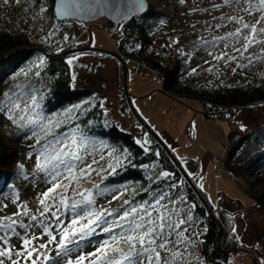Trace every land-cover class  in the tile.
<instances>
[{
    "label": "trees",
    "instance_id": "obj_1",
    "mask_svg": "<svg viewBox=\"0 0 264 264\" xmlns=\"http://www.w3.org/2000/svg\"><path fill=\"white\" fill-rule=\"evenodd\" d=\"M53 3L54 0L19 2L8 0L7 3L0 0V104L2 90L6 86L10 89L9 93L13 94L17 86L22 84L35 93L39 99L38 110L44 116L62 115L67 109H74V106L80 105L81 108L74 112L75 118L55 131L66 132L78 125V137L100 140L104 146L107 145L104 147V153L100 154L98 151L94 157L101 162V167L106 169L97 175V185L102 188L101 190L107 188V191L103 192L107 197L101 199L104 195H98L97 197L101 198L94 207L109 211L119 209L125 199L139 204L144 200H150L156 190L167 191L169 184L182 180L183 183H180L177 189L170 191V196L177 201L181 196L185 198V203L178 205L181 208L196 205L192 209L193 221L190 224L197 230L191 231L190 227L186 233L194 241L189 246L191 264H229L232 254L235 253L233 250L244 247L237 239L233 214L219 208V205L209 203L206 193L197 185L199 176L187 173L161 137L150 129L144 120L139 119V115L130 106L124 89L117 98L119 110L133 122V125L140 128L138 138L132 132L120 129L109 119H104L102 103L105 95L87 85L77 84L73 80L71 65L67 61L84 53H94L120 62L124 59L131 60L145 68L148 73L149 71L161 73L162 78L158 82L161 91L169 97L196 101L205 107L206 118L226 121L233 120L241 111H264V74L248 77L244 82L236 81L233 84H208L186 78L189 64L183 60L184 56L156 53L151 49L160 42L157 35L166 30L169 17L150 5H147L142 13L115 27L119 34V41L116 42L118 50L93 48L90 40L76 42L72 39L62 45L50 43L49 35L45 36L42 30L47 29L51 22L57 21L53 15ZM41 8L45 11L41 12ZM57 22H70L84 28V22L73 20ZM130 44L135 45V48H130ZM41 57L44 59L43 64L40 63ZM27 130L7 136L0 132V194L15 188L20 180H25L29 176L23 154L11 143V140L19 139ZM235 134L239 135V138L224 154V170L228 174L236 175L255 171L257 166L264 162V123L250 131H235ZM7 137L10 140H7ZM138 140L141 143L148 141L145 145L149 149L147 152L137 143ZM112 149H116V154L122 157V163L118 167L113 161V166L116 167L114 174L107 170V162L112 159L107 153ZM157 152L160 153L159 156L156 155ZM125 154L127 158L123 159ZM101 155L105 157L104 160H100ZM164 171L175 173V176L161 179L158 183L149 180V177L155 179L154 174L158 175ZM93 189L100 194L97 189ZM145 189L149 191L145 192ZM121 192L123 195L120 200H113V196ZM72 196L67 198L70 200ZM207 205L221 226V234L208 218ZM253 206L264 212V189L253 197ZM60 215L61 219L68 218L69 215L66 225L72 218V214L63 209ZM53 221L51 218L50 222L53 225L51 229L58 240L60 229ZM199 221H202L200 227L197 225ZM18 224L16 231L24 230ZM39 229L42 232L40 227ZM97 233L80 241L78 248L75 245L72 247L79 250L89 246V253L94 252L100 242L107 239L106 234H99V229ZM14 237L18 238L21 245V239L18 236ZM219 242L222 249L218 245ZM47 255L55 258L52 264L59 261L66 264V261L63 262L65 257H56L55 244L52 252ZM37 264L48 262L42 261L41 258ZM257 264H261V261L257 260Z\"/></svg>",
    "mask_w": 264,
    "mask_h": 264
},
{
    "label": "rangeland",
    "instance_id": "obj_2",
    "mask_svg": "<svg viewBox=\"0 0 264 264\" xmlns=\"http://www.w3.org/2000/svg\"><path fill=\"white\" fill-rule=\"evenodd\" d=\"M148 5L169 17L166 30L157 35L160 42L152 46L151 49L156 53L184 56L183 60L189 64L186 78L208 84H233L236 81L244 82L248 77L264 74V43L254 44L248 52L244 53L243 57L233 51L234 47H241V44L235 39L229 38L227 41L218 42L214 47L204 44V41H212L213 37L226 36L227 33L234 32L237 27H240L236 23L219 19L221 16L241 15L244 16L245 21L251 20V17L237 11L238 5H224L223 0H184V3H181L180 0H149ZM214 5H221V7L215 8ZM105 23L104 18H98L94 21L84 22L83 28L70 22L58 23L54 21L42 31L45 36L53 33L51 36L49 35L50 43L62 45L72 39H75L76 42L90 40L93 48L106 51L118 50L114 41H117L119 34L116 28L104 27ZM217 24H220L221 27L217 28ZM64 36L68 37L67 41L64 40ZM226 43L227 47H225ZM129 47L135 48V45L130 44ZM224 52H227L229 56H235L236 59L227 61L226 58L221 60L213 58ZM74 57L76 58L70 65L77 84L87 85L105 95L102 103L104 119H109L120 129L130 131L138 138L140 128L133 125V122L119 110L117 98L124 89L128 94L130 106L133 107L141 120H145L150 125L149 120H152L156 126L160 124L161 120L163 128L167 131L169 144L177 149V153L173 151L174 155L180 160L186 172L194 171L196 172L194 175L199 176L202 168H208L207 171L201 172L202 178H197V185L206 193L211 205H219V208L226 209L233 214L235 232L240 243L244 246L240 249L249 251L248 253L236 251L232 254L229 264H253V258L264 264V212L253 206V197L264 189V162L259 164L255 171L237 175L228 174L222 164H219L221 157H224L225 152L235 139V131L246 132L261 126L264 123V111H241L231 121L209 119L204 116L206 111L204 106L193 100H178L169 97L161 91V86L152 72L149 71V75L152 77L146 73H140V71L146 72L145 68H141L131 60L124 59L123 62H120L94 53H84ZM238 65H243V67H238ZM145 83L151 85L150 93L144 94ZM21 85L17 86V90L13 94L9 93L10 89L7 86L2 90L1 104H7L6 93L15 96L20 104V108L13 111H9L6 106L0 107V132L5 136L11 133L18 134L20 131L28 129L21 125L26 123L31 114L21 111V109H25L26 105L31 103L30 98L35 93H32L28 89L29 87ZM180 106L189 108L195 116L193 129L201 139L200 147L191 148L196 146L195 144L191 145L189 150L184 147H188L187 139L189 143L194 139L192 134L187 131L189 126L183 125L184 122H181L180 114L174 118L175 112ZM36 111L40 112L38 109ZM9 116L14 119H9ZM21 117H25V119L21 120ZM44 117L52 120L64 119L63 115L58 114ZM149 124L148 126H150ZM149 128L154 130L151 126ZM182 128H184L183 132ZM77 139L79 140L80 137L77 136ZM7 140L10 138L7 137ZM88 141L92 143L90 146L86 145L87 153H84V158L85 162L91 163L98 151L100 154L104 153V143L94 139H88ZM11 143L23 154L29 176L25 180H20L15 188L0 194V220L8 222L4 218H11L16 220L17 224L32 223L34 226L27 230L29 237L35 235L40 238L33 239L32 244L28 247L39 248L41 243H47V235H44L36 223L30 220V216L23 214L13 216V214L18 210L22 213L26 207L30 215H36L38 220L45 224L51 223V218L48 215L40 216L41 206L39 204V200L44 199L41 194L52 186L49 182L51 177L37 166L38 150L45 140H41L40 144H37L36 138L32 137L31 131L28 129L19 139L11 140ZM30 153L31 155H29ZM101 166V162L92 165L95 169H99ZM199 166L201 171H199ZM97 179V174L93 173L89 179L81 181L79 188V191L84 189L93 191L94 206L101 198V196L97 197L98 195H104L101 199L107 197V194H98L93 189V185L97 184ZM63 183L67 184L68 181ZM74 190V188H68L67 191H64L62 188H57L55 194L57 198L60 196L71 197ZM221 194H226L227 197L222 198ZM67 216L68 218L62 219L65 225L69 220V215ZM213 216L216 223L209 218V215L208 218L216 225L219 234H221V226L216 216L214 214ZM53 222L56 225L55 221ZM197 225L200 227L202 221H199ZM24 230H18V233L25 235ZM190 230L196 231L197 229L191 227ZM50 231L52 235L56 236L52 229ZM0 235H4V233L0 232ZM54 244L49 245L47 249H39L41 258L52 252ZM5 246H10L14 250L21 247L18 238L14 236H11L7 245L0 242V247ZM89 250V246L74 250L68 257H65L63 262L67 259L75 261L76 257L81 254L86 255ZM15 258L21 259L20 257ZM90 259L92 258L85 260L84 264H89ZM5 264L8 262L6 261ZM21 264H31V261L21 260ZM56 264H62V261L56 262Z\"/></svg>",
    "mask_w": 264,
    "mask_h": 264
},
{
    "label": "snow or ice",
    "instance_id": "obj_3",
    "mask_svg": "<svg viewBox=\"0 0 264 264\" xmlns=\"http://www.w3.org/2000/svg\"><path fill=\"white\" fill-rule=\"evenodd\" d=\"M7 2L8 0H5V3ZM97 2H101V0H97ZM180 2L184 3V0H180ZM223 4L238 5L237 11L251 17V20L245 21L244 16L241 15L221 16L219 19L236 23L240 27H237L234 32L227 33L226 36L213 37L212 41H204V44L214 47L216 43L232 38L241 44L240 48L234 47L233 51L243 57L244 53L248 52L254 44L264 43V0H223ZM136 5L139 6H134L132 11H140L143 7L142 4H139V0H136ZM214 7L219 8L221 5H214ZM80 10L78 0H56V16L58 18L78 15ZM43 11L45 9L41 8V12ZM115 12L122 19L129 15L128 11H121L119 8H116ZM216 27L219 28L221 25L217 24ZM52 34L49 33L50 36ZM64 40L67 41L68 37L64 36ZM227 46L226 43L225 47ZM209 54L211 55V53ZM75 58H69L67 62L71 64ZM213 58L215 60L226 58L227 61L236 59L235 56H229L227 52ZM40 63H44L43 57L40 58ZM238 67H243V65H238ZM73 80H75V76H73ZM5 96L7 97V104H0V107L6 106L9 111L20 108L15 96L7 93ZM30 100L31 103L26 105L25 109H21V111L30 113V118L21 126L31 131L37 144H40L41 140H45V143L38 150L37 166L51 177L49 182L52 186L41 194L44 199L39 200L40 216H51L60 229L59 239L57 240V237L52 235L51 223L45 224L38 220L36 215H30L28 209L24 207L22 213L18 210L13 216L21 214L30 216V220L42 229L44 235H47V243H41L39 248H29L28 246L32 244L33 239L40 238L35 235L29 237L27 233V230L34 225L32 223H19L18 226L25 229V235L20 236L16 231L17 221L4 218L8 222L0 220V232L4 233V235H0V242L7 245L11 236H18L22 243L20 249L17 250L10 246L0 247V264H5L6 261L8 264H21V260H30L31 264H37V261L41 259L39 249H47L49 245L54 243L56 257H68L74 250L72 245L78 248L80 241L97 235L98 229L99 234L107 235V239L101 241L94 252L86 255L81 254L75 258V261L67 259L66 264H84L88 258H92L89 260V264H191L189 246L194 241L186 233L191 227L192 209L196 205L181 208L178 205L184 204L185 198L181 196L177 201L170 196V191L177 189L183 181L169 184L167 191L156 190L152 193L150 200H144L139 204H134L125 199L119 209L109 211L95 208L93 191L90 189L79 191L82 180L89 179L93 173L99 175V173L106 171L104 167L99 169L92 167L93 164L99 163L96 159H92L91 163L85 162L86 145L90 146L92 142L82 136L79 140L77 139L78 125L68 132L57 133L55 131L74 119V112L79 110L81 106L76 105L74 109H67L62 114L64 116L62 120H52L36 111L40 106L36 95H32ZM9 119L14 118L9 116ZM24 119L25 117H21V120ZM49 137L51 138L49 139ZM137 143L141 144L145 152L149 150L145 147L148 143L147 140L143 143L138 140ZM121 151L124 152V150ZM107 155L112 158L107 162V170L114 174L116 167L122 163V157L116 154V149H112ZM156 155L159 156L160 153L157 152ZM126 158L127 155L125 154L123 159ZM104 159L105 157L101 155L100 160ZM41 161L43 162L41 163ZM113 161L116 167L113 166ZM154 176L155 179L149 177V180L158 183L161 179L174 177L175 173L164 171L158 175L154 174ZM65 180L68 181L67 184L63 183ZM57 188H62L64 191H67L68 188L75 190L69 200L64 196L57 198L55 194ZM93 188L97 189L100 194L107 191L106 189L101 190L97 184H94ZM144 191L148 192L149 189ZM122 195V192L114 195L113 200H120ZM125 205L127 207H124ZM53 208L55 211L52 210ZM62 209L72 214L67 225L61 219ZM54 259L47 254L42 257V261L48 262V264H52Z\"/></svg>",
    "mask_w": 264,
    "mask_h": 264
},
{
    "label": "water",
    "instance_id": "obj_4",
    "mask_svg": "<svg viewBox=\"0 0 264 264\" xmlns=\"http://www.w3.org/2000/svg\"><path fill=\"white\" fill-rule=\"evenodd\" d=\"M78 3L81 9L78 15L58 18L56 16V0H54L53 15H54L55 20L57 21L73 20L77 22H90L98 18H104L106 21L104 27L115 28L120 23H123L129 20L132 16L145 11L148 5L147 0H139V4H142L143 7L141 8L140 11H132L134 6H139V5H136V0H101V2H97V0H78ZM116 8H119L121 11H128L129 15L126 18H123V19L120 18L119 16L116 15V12H115ZM125 94L129 102L128 94L126 91H125ZM207 211H208L209 218L213 222L216 223L215 218L208 205H207ZM219 247L221 248L220 242H219ZM233 251L247 252V253L249 252L245 249H234ZM252 260H253V264H257V260L255 258H253Z\"/></svg>",
    "mask_w": 264,
    "mask_h": 264
},
{
    "label": "crops",
    "instance_id": "obj_5",
    "mask_svg": "<svg viewBox=\"0 0 264 264\" xmlns=\"http://www.w3.org/2000/svg\"><path fill=\"white\" fill-rule=\"evenodd\" d=\"M141 68H143V67H141ZM144 69V68H143ZM140 73H146L147 75H149V73H148V71H146V72H142V71H140ZM150 77H152L151 75H149ZM144 94H147V93H150V91H151V85L149 84V83H145V85H144ZM178 114H180V119H181V122L183 123L184 122V124L183 125H187V126H189L188 127V129H187V131L189 132V134H192L191 136H193V139L194 140H192V142H188V139H187V143H188V147H186V146H184L187 150H189L190 148V146L191 145H196V146H194V147H191V148H196L197 146L198 147H200L199 145H200V137L198 136V134L195 132V130L193 129V119L195 118V116L192 114V112H190V109L189 108H182L181 106H180V108H178V110H177V112H175V116H174V118L176 117V116H178ZM145 121V120H144ZM150 122H151V125L148 123V122H146V123H148L150 126H151V128H153L155 131H156V133L161 137V139L166 143V145L172 150V152L174 151L175 153H177L176 151H177V149H174L173 148V146H171L170 144H169V140H168V136H167V131L163 128L164 127V125H162L161 124V120L159 121L160 122V124H158V126H156V124H155V122H153L152 120H149ZM166 123L168 122V121H165ZM152 123H154V124H152ZM183 130H184V128H182V132H183ZM183 134V133H182ZM196 142V143H195ZM178 147V146H177ZM173 152V153H174ZM174 153V154H175ZM219 165V164H218ZM202 167V166H201ZM222 168V167H221ZM207 171L208 170V168L206 167L205 169H203L202 168V171ZM199 171H201L200 170V166H199ZM201 171V172H202ZM201 172H199V177L200 178H202V173ZM187 173H189V174H195L196 172H194V171H191V172H187ZM222 195V198L224 197V198H226L227 197V195L226 194H221ZM223 200V199H222Z\"/></svg>",
    "mask_w": 264,
    "mask_h": 264
},
{
    "label": "built area",
    "instance_id": "obj_6",
    "mask_svg": "<svg viewBox=\"0 0 264 264\" xmlns=\"http://www.w3.org/2000/svg\"><path fill=\"white\" fill-rule=\"evenodd\" d=\"M119 41V38L117 39V41H114V42H118ZM152 75H154V77H155V79H156V81H159V80H161V78H162V76H161V73H159L158 71H152ZM238 138H239V135H236L235 134V139H234V141L231 143V145H230V147L238 140ZM229 147V148H230ZM220 158V157H219ZM218 158V159H219ZM220 165L222 164V167H224L223 165H224V157H221V159H220V163H219Z\"/></svg>",
    "mask_w": 264,
    "mask_h": 264
},
{
    "label": "bare ground",
    "instance_id": "obj_7",
    "mask_svg": "<svg viewBox=\"0 0 264 264\" xmlns=\"http://www.w3.org/2000/svg\"><path fill=\"white\" fill-rule=\"evenodd\" d=\"M149 1V0H148Z\"/></svg>",
    "mask_w": 264,
    "mask_h": 264
}]
</instances>
